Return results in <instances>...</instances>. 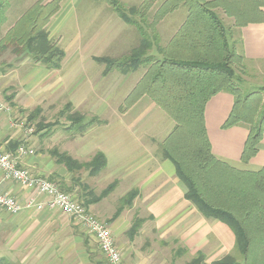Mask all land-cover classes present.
<instances>
[{
    "label": "crops",
    "instance_id": "crops-1",
    "mask_svg": "<svg viewBox=\"0 0 264 264\" xmlns=\"http://www.w3.org/2000/svg\"><path fill=\"white\" fill-rule=\"evenodd\" d=\"M229 1L232 4L222 0V6L215 7L214 11L229 25L234 23V17H239L240 22L246 23L236 31L241 55L249 65L260 67L264 64V6L257 4L255 0ZM90 5L87 4V7ZM11 8L12 5L7 0L2 15L4 24L12 15ZM178 10L181 12L180 27L186 20L187 9L180 5L176 11ZM66 12L64 8H60L47 25L50 39L53 35L51 22L52 31L57 34V25ZM106 12L110 15H105V10L101 9L100 16H86L81 25V33L66 46V52L60 47L65 53L61 68L72 63L68 68L49 70L43 65L35 64L29 56H16L8 49L4 53L11 52L14 59L6 64L0 62V67L14 68L6 73L0 72V83L9 84L15 81L23 85L25 91L22 89L17 99L20 103L22 97V101L28 98L33 103L34 99L48 96L51 91V99H55L53 102L62 94L66 95L68 103L74 107L95 103L96 108L100 109L99 121L103 124H95L79 138L67 139L64 146L71 147L62 151L83 164L90 162L97 153L105 157V168L91 179L96 182L101 180L106 185L105 188L110 184L114 186L106 196L86 207L88 212L90 208L102 206L108 198L115 196L117 200L124 198L131 190H136L130 206L122 210L112 222L115 242L124 264H153L150 256L143 254L136 246V240L144 232L156 235L164 241H178L186 247L201 250L210 247L212 250L207 254L205 264H212L227 256L234 248V235L225 224L204 218L185 200V186L176 178L173 164L162 157L157 145L173 129L172 121L167 120L163 111L147 96L140 97L125 111L116 110L105 115L107 97L103 91L104 67H99V73L95 72L92 79L88 78L87 71L89 69L92 73V68L95 71V67H82V61L89 57L93 62L96 57L120 58L139 44L140 37L135 29L123 25L111 12ZM261 14L263 20L259 21ZM167 16L168 14L159 22L167 20ZM8 29L0 33V40ZM57 38L53 42L59 45L62 36ZM79 64L81 66L77 67ZM232 106V95L221 92L212 97L205 107V127L211 152L217 159L235 169L258 171L264 167V134L256 155L247 164H243L240 157L247 138V129L243 126L222 129ZM8 123L7 116L0 112V147L5 150L12 149L17 142L27 137L20 128H9ZM21 164L30 171L37 172L35 175L48 174L50 178L56 176L53 175L55 172L61 171V167L46 156H27L21 160ZM102 192L100 188V192L94 197H99ZM0 193L11 194L22 207L17 215H9L0 210V264L97 263L96 243L87 231L71 219L75 223L73 224L70 218L58 210L42 205L46 200L44 196L12 181H4L1 173ZM40 204L41 209H37L35 205ZM131 212L143 220L142 227L140 226L133 237L130 234Z\"/></svg>",
    "mask_w": 264,
    "mask_h": 264
},
{
    "label": "trees",
    "instance_id": "trees-1",
    "mask_svg": "<svg viewBox=\"0 0 264 264\" xmlns=\"http://www.w3.org/2000/svg\"><path fill=\"white\" fill-rule=\"evenodd\" d=\"M94 1L106 3L123 24L136 30L140 40L138 46L125 56L96 57L93 60L104 66V75L113 70L129 74L140 67L146 69L125 99V108L131 107L140 97L147 96L173 120L174 128L159 148L162 157L173 164L176 178L185 186V200L204 218L219 221L231 230L234 248L248 260L247 264H264V167L258 171L238 170L217 159L211 152L205 127L204 112L208 101L221 92H227L233 97V106L222 129L233 126L247 129L240 157L243 164L256 155L264 134V114L254 120L251 109L253 99L250 96L241 97L235 85L232 64L236 56L229 49V28L214 11L215 7L222 6V0H143L139 6L128 9L118 0ZM225 1L232 4L229 0ZM255 1L264 6V0ZM157 2V8L149 15ZM180 5L187 9L186 20L169 43L161 47L155 26ZM6 6L7 0H0V27L4 24L2 15ZM59 10V0L35 2L0 40V55L11 49L16 56L27 55L35 64L59 70L65 53L51 41L47 31V25ZM262 20L261 14L259 21ZM245 24L239 21V17H234V27L240 28ZM151 49L158 57L149 55ZM71 107L67 103L59 113L67 114L65 118L70 122L69 130L80 133L94 124H103L97 118L84 121L80 114L71 112ZM38 114L36 110L28 120L35 119ZM51 126L54 125L39 123L37 133ZM21 143L17 142L10 150ZM52 155L55 163L64 165L69 172L85 168L91 177L106 166L101 153L95 154L85 164L78 163L66 153L53 151ZM113 186L110 184L99 197L85 200V208L106 196ZM88 194H91L90 191ZM135 196L136 190H131L121 200L123 206H130ZM121 211L122 208H119L111 221ZM134 231L135 225L130 234ZM199 260L195 259L190 264H198ZM212 264L237 263L231 255H227Z\"/></svg>",
    "mask_w": 264,
    "mask_h": 264
},
{
    "label": "rangeland",
    "instance_id": "rangeland-1",
    "mask_svg": "<svg viewBox=\"0 0 264 264\" xmlns=\"http://www.w3.org/2000/svg\"><path fill=\"white\" fill-rule=\"evenodd\" d=\"M9 1L12 5V15L10 16L8 22L3 25V28L0 32L1 34L5 32V30H7L10 26H12L26 10L29 9L38 0ZM142 1L143 0H118V2L126 9L133 6H139ZM59 2L60 8H64V11L67 12L65 13L62 21L57 25V34L54 33L55 31H52L53 24L51 22V32H53V35H51V41H56L58 40L57 37L62 36V40L60 41L58 46L61 47L64 51L66 50V46L72 42L73 38L81 33V25L84 22L86 16H90L92 18L100 16L99 10L101 9L105 10V15H110L108 12H106L109 11L111 12V15L116 16L111 11L109 6L102 1L59 0ZM89 3L91 5L87 7V4ZM158 3L159 2L154 5L149 15H152V12L158 6ZM175 11L176 9L168 13L167 20L164 19L163 22H159L155 26V30L160 38L161 47L166 46L174 36L176 31L179 29L181 12H179V10L176 12ZM220 19L223 22L224 26L226 28H229V49L230 51H233L234 55L236 56L232 64L236 75L235 85L238 87L239 92L241 93V97L250 96L253 99L251 104L252 115L253 119L257 120L264 114V64L260 65V67H253L245 62L241 55L240 41L236 32L238 29L234 27L233 24L229 25L222 18ZM127 27L133 28L130 26ZM152 54L155 57H158L154 49H151L149 51V55ZM12 59L14 58L12 57L11 52L3 53L2 56H0V62H2L3 64L8 63L9 61L12 62ZM86 61H82V67H87V69L90 66L95 67V71L93 70L94 68H92V73L89 72V69L87 71L88 78L92 79L95 77L96 73H99L98 68L104 66L93 62L91 60V57L87 58ZM71 64L72 63H69L68 67ZM80 66V64L77 65V67ZM68 67L64 66L61 69L64 70ZM13 68L14 67H0V72L6 73ZM27 68L30 69V67H25V69ZM145 72L146 69L140 67L138 70L130 72L129 74H121L118 71L113 70L112 72H110L111 75L110 73H108L104 76L103 91L105 97H107V99H105L104 106L105 115L112 114L111 111L116 112V110H118L119 112H122L127 110V108H125L124 106V99L131 92L133 86L136 85L143 77ZM23 88V85H19L15 81L10 82L9 84L0 83V101L9 110L8 112L2 113L7 116L8 122H11L13 125L20 126L22 124V130L28 127H32V134L21 140L22 144L25 145L27 149L33 150V155H31V157H35L38 155L46 156L48 159H53L55 161V157H53L52 155L53 151L57 153H64L62 149H65L66 147L67 149H70L71 147L64 146V141H67V139H75L81 137L89 128L80 133L75 132L73 129H68L70 127V122L65 118L67 114H65V116L59 114L64 109V106L69 102V99L66 97V95L61 94L59 99L56 102H53L55 101V99H51L50 91L48 96L37 97L36 99H34L33 103H31V100H29L28 98H24V100L22 101L23 97L20 103L17 101V99L22 93ZM23 90L25 91V89ZM14 99L15 101H13ZM71 108V112L80 114L84 121H88L92 118L101 119V117L99 116L100 109L96 108L95 103H93L92 105L86 104L85 106L79 107H74L72 105ZM36 110H38L39 112L38 116L35 119L29 121V116ZM162 115L163 114H161V116ZM165 117H167V120H171L174 125V122L171 118H169L166 114ZM39 123H42V125L44 126H54H51L50 129H44L37 133ZM92 126H95V124ZM46 134L47 136H43ZM30 138L31 140L29 141ZM157 145L160 147V144ZM57 165L61 167V171H57L55 172V174H53L56 175V178L51 176V180L48 174L40 176L55 183L63 192L71 194L77 201H79L80 204H82V206H84L83 202L85 200L92 199L94 195H97L100 192V188L104 190L106 187V185L101 183V180H98L100 182L98 184V181L96 182L91 179V176L88 175V171L85 168H81L78 171L74 170L72 172H69L66 171L64 165ZM31 172L33 174H37V172H34V170ZM84 185L85 187H88V189H84ZM89 191L91 193L90 195L88 194ZM122 199L123 198H118L117 200H115V196L112 197V199L108 198L101 204L102 206L98 208H90V211L87 212L100 222L104 223L113 234V221H111L112 216L119 208H122V210L127 209V207L123 206L121 202ZM129 217V219H131V227L135 225V233L131 234L133 237L136 233H138L139 228L142 227L141 224L143 220L139 215H132V212ZM137 221L141 222L137 223ZM71 222L75 224L73 220H71ZM125 237L127 239L128 232L127 234H125ZM136 246L143 254H148L150 256L149 258L153 264H190L195 259H200L198 264H205V259L208 256L207 254H209V252L212 250L210 247L201 250L195 247L183 246L178 241H164L163 239L157 238L156 235H149L147 232L140 234V237L138 238V240H136ZM95 249V255L97 256L96 264H105V261L96 245ZM228 255H231L235 259L237 264L249 263L247 262L248 260H245L244 257L241 256L236 248H233L231 251H229ZM206 264L210 263L208 262Z\"/></svg>",
    "mask_w": 264,
    "mask_h": 264
},
{
    "label": "built area",
    "instance_id": "built-area-1",
    "mask_svg": "<svg viewBox=\"0 0 264 264\" xmlns=\"http://www.w3.org/2000/svg\"><path fill=\"white\" fill-rule=\"evenodd\" d=\"M8 108L0 101V112H8ZM20 126L8 123L9 128ZM24 136L32 134V127L22 130ZM33 155V150L27 149L22 143L13 150H5L0 147V173L4 181H12L27 190H35L46 199L42 204L47 208L56 209L66 217L73 219L83 227L96 243L105 264H124L123 257L118 249L111 230L102 222L90 215L71 194L63 192L55 183L33 174L21 164V160ZM42 205H35L41 209ZM21 205L9 193H0V210L9 215H17L21 212Z\"/></svg>",
    "mask_w": 264,
    "mask_h": 264
}]
</instances>
